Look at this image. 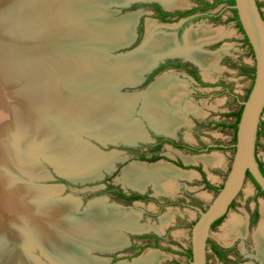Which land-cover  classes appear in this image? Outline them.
I'll return each mask as SVG.
<instances>
[{"label":"rangeland","instance_id":"obj_1","mask_svg":"<svg viewBox=\"0 0 264 264\" xmlns=\"http://www.w3.org/2000/svg\"><path fill=\"white\" fill-rule=\"evenodd\" d=\"M154 1L166 6V3H172L173 1L175 3V1L177 2L178 0H150V2L133 3L131 4V7L123 9L122 12L115 13L114 18L112 19L114 21L127 19L130 16L137 17V22L134 21L137 23V40L132 47L114 52L111 56L121 58L128 51L139 46L144 39L156 34L173 35L175 38V46L179 45L181 49H184L185 35L187 32L192 31V29H199L200 31L201 28L207 29V24H210L209 26L214 25L215 29L223 28L227 31L230 30L231 35H229L228 38H225V40L212 47L214 53L221 52L223 45L225 44H230L232 48L229 55L226 56L224 60L225 64L228 65L230 72H225L221 75L228 82L227 86L229 89L227 86L220 90H206L205 87H203L204 90L202 89L199 91V86L197 85V87L192 86L190 88L187 79L188 76L183 71H169L159 76L161 80H165L166 78L168 82L174 83L178 86L177 92L180 93L181 97L180 108L177 110L176 108L166 107V111H168V114L171 113L173 115V112L176 110L178 116H185L189 120L188 125L186 124L182 127H178L176 130L180 131L178 133L179 137L184 141L187 140V142L196 145L201 144L202 146L203 144H214L225 147L230 143V137L232 135L230 130H225L217 124L223 123L224 121L230 122L228 118L224 119L225 115H231L232 111L238 110L237 99L234 98L235 95L240 102L246 101V97L254 80L252 76H248L244 71L250 67L254 69V55L248 47L242 44L244 41V35L239 28L234 25L235 23L232 18L233 13L226 8V5L217 6L213 10L215 14L220 15L219 18L213 19L214 22L207 18H202V16H200L201 14H199V17L183 27V32L180 33L178 31L180 23L172 22L164 25L158 23L151 15V11L146 7L141 6V4L150 5L149 3ZM182 1L185 2V6L176 8V12L179 10H188L195 6V0ZM66 2L67 0H0V83L6 86L9 85L6 83L7 80L5 78L6 74L9 72L12 77L14 75L12 84L15 88L19 89L24 85V81H26L24 79L25 76H21V84L17 82L19 81L18 79H20L19 73L21 72L20 74L22 75V72L29 69L32 70L34 67L44 64L41 66V70L34 69V74L27 77L29 83L33 82L37 84L38 88H40V91H38L39 96L37 95V97L44 98L48 103L47 105L41 104V106L38 104V106L34 108L33 112L35 113L33 114H35V117H33V122L37 120L36 113H38L37 116L40 114L39 112H36L37 109H41L42 116L50 122H53V116H56L54 118L58 119V121L64 120L68 123H75L77 121L82 123L83 121L81 117H77L80 115L78 114L79 110L77 107L81 103H76L75 98L72 99L71 96H64L65 91L72 94L73 92L68 88L69 86L60 82L58 78L60 72L59 65L57 64L58 56L56 55L55 49L58 47V49H61L62 53L66 56L71 54L65 51L66 49L64 48V45L56 46L53 41L57 39L56 35L61 34L65 37L74 35L73 32L67 33L64 31L66 27L65 24L68 27L80 26L74 15L70 14V18L65 16ZM92 7H96V4H93ZM119 9L120 8L114 6L111 7V10L115 11ZM169 11H174V9ZM141 27H143V30ZM232 30L235 32L233 37ZM178 33L182 36V38H179L180 41L177 39ZM46 35L48 36L43 40L47 41L48 44L50 43V49L46 42L42 43L41 41V37ZM55 46L56 48H52ZM179 57L183 58V56ZM12 63L20 65L18 67L13 66L12 70L7 71L6 74L3 73L4 70H2V68L8 67ZM46 65L47 67L45 68ZM36 71H38V74ZM148 74L149 73L144 74V79ZM2 75L4 76L3 79L1 78ZM66 78L67 77L63 78V80ZM94 82L95 81L82 82L85 83L82 85L74 84L75 87L73 90L83 95H92L98 92L92 90ZM151 87L152 85L148 87V85L145 84H140L136 87L124 86L119 92L124 95L123 97H127L128 99H133L137 96L143 99L145 95H141L150 91ZM50 91L58 92L59 96L56 97L55 95H51ZM104 94L107 95V92ZM0 95L3 96V94ZM32 101L36 102L37 100ZM210 101H213V105L210 115L207 117L204 111L207 112L206 107L210 106L207 105ZM62 103L65 104L63 106H66V108L60 105ZM138 104L139 105H137L134 110L133 116L127 120V123L138 124L141 131L145 133L143 140L140 139L136 141V143L119 140L113 145L107 144V146H103L96 140L98 139L97 134H91L90 132L83 130L82 125L81 127L80 125L75 124V126L72 127L76 130L75 134L63 130L70 138H75L80 142L81 145L83 144L90 149L95 148V151L100 152L104 156L111 155V158H113V162L110 166H96L92 171V174L89 175V178L85 180L79 179L77 180L78 182H74L62 174H59L57 172L58 170L56 171L53 165L42 157L45 156L49 159V156L47 155V157L45 155L40 142H38L37 146L33 147V149L24 144L30 128L27 127L30 115L21 112L18 115V120L15 119L16 123L13 124V119L3 116V109H0V181L2 185L4 184V192H7L9 195L13 192L16 194L18 193V190L21 191L23 189H50L53 192V194H51V200L53 202L61 203L66 200L75 202L77 204V214L79 216L82 215V217L87 216L91 211L92 206L97 205L101 207V209L103 208L102 210L104 211L116 210L126 215L133 213L139 214L140 225L153 226V228L149 229L148 227L139 233L122 231L121 233L128 239L127 245L114 252H101L99 249L93 250L89 255L92 260H94L93 262L98 263V261L100 262L103 260L102 264H132L138 257L141 259L150 251L155 250L147 248L142 254H136L135 252V243L141 242L138 237L152 232L160 235V247H157L156 251L162 253L164 258L159 264H190L187 252L191 250V232L193 225L199 216L197 209H207L223 188L231 169L235 145L231 151V156L227 159V167L229 170L228 168H225L224 171L219 165H216V162H214L215 165L212 163L213 157L211 156L213 155L212 152H216L218 153L217 156L219 160H224V153L227 150L186 154L185 152L177 151L166 145L162 151L163 155L178 160L179 162H181L180 159L183 160L184 166L181 167L183 170L175 168L176 171L192 173L193 176L190 178H177L174 184V192L172 193H156L155 188L153 187L154 185H150L151 183L142 191L136 190L124 182V172L130 167V165L135 164L133 162L141 161L138 158L140 155H151L150 152L147 151V146L151 142H154V137L152 135L154 132L158 131L153 129L151 121L142 116V100ZM190 104H193L192 112H188L187 109L189 107V110H191ZM80 106L83 107V104ZM169 109H171L172 112H170ZM44 112H50L49 116L44 115ZM176 118L178 117H175V119ZM40 121L42 122V117ZM65 122L63 124H65ZM53 125L57 128L55 122ZM67 127L69 126L67 125ZM79 129L80 131L77 132ZM63 131L61 132L63 133ZM170 135H174V131L173 134ZM131 147L137 150H133ZM209 155L211 156L209 157ZM257 155L264 165V138L262 136L260 138ZM198 156H203L199 158L202 160L204 157H207V159L204 160L206 164L201 161L198 162L196 159H192L197 158ZM185 159H188L189 162ZM16 160H18L19 163H16ZM161 162L166 163L168 161L164 162L161 160ZM209 162L211 164H209ZM28 164L35 166L36 169L27 173L28 171L25 166ZM166 164H171L170 166L172 167H180L171 162ZM194 167H199L205 172L208 181L214 186V189H208L206 187V184L203 181V176L199 171L195 170ZM108 187L124 191L128 195L134 193L149 195L150 201L134 203L121 202L116 200L111 192H108L110 189ZM160 203H164L162 206H165L166 208L162 207L159 209ZM31 207L38 209L42 208L40 206L33 207L32 205ZM256 207L260 211L259 219L252 226H248V221ZM232 217L241 219L246 226V236L240 237L230 244L231 247L241 253L240 258L238 260H232L230 263H220L213 258H211V261L214 260L213 264H261L257 259L258 244L255 242L256 239L254 234L257 232L260 222L264 218V196L258 195V190L250 178L246 180L244 188L235 200L229 214L212 230L210 238L212 243L218 245L225 244L223 241H220L219 237L223 232L225 224ZM131 243H133V250L129 249ZM19 249H23L21 258H23V262H25L24 264H60L58 262H51L50 259L44 255L43 248L40 245H33L32 247L24 245ZM27 251H29V253ZM113 258L115 259L113 260Z\"/></svg>","mask_w":264,"mask_h":264},{"label":"bare ground","instance_id":"obj_2","mask_svg":"<svg viewBox=\"0 0 264 264\" xmlns=\"http://www.w3.org/2000/svg\"><path fill=\"white\" fill-rule=\"evenodd\" d=\"M87 1H90L91 5H97L109 0H78L77 2L84 3ZM165 5L163 6L165 9L168 8L167 10H175L185 6L182 0L175 1V3L174 1L166 3ZM65 11V16L69 17L71 14L70 10L65 9ZM88 11L92 12L90 14L91 17L105 16L106 18L107 16L105 10L100 11L97 7H92ZM134 18V16H130L117 24L107 21L96 22L94 28L85 30V33L81 32V35L93 33L94 35L89 39L93 43L101 41L106 43L104 44L106 46L113 44L112 47H114V43H123L126 40H130ZM65 26L64 31L69 28L66 24ZM68 30L72 32L71 29ZM47 36L41 37L42 43L46 42L43 39ZM82 39L80 38V40ZM48 46L50 49V43ZM52 48H56V46ZM55 52L58 56L57 64L60 72L58 78L60 82L69 86L68 88L73 92L72 94L65 91L64 96H71L72 99L75 98L76 103L83 104V107L80 106L81 104L77 107L79 110L78 114H80L77 117L82 118V123H79V121L68 123L63 120L69 127H74L75 124L82 125L83 129H88L98 136H102V138H107V140L108 138L113 140L120 138L128 142L143 140L145 133L141 131L140 126L135 123H127V120L133 116L134 110L141 100L143 103L142 116L151 121L155 131H165L171 134L176 127L183 125L185 118L181 120L175 119L178 116L176 110L173 115L171 113L168 114V111H166V107L179 109L180 106V93L177 92L178 86L174 83L165 81V87L156 84L146 94L141 95H145L143 99L138 96L128 99L117 94L115 90L111 91V89H115L122 84L137 83L141 80L143 73L150 70L151 66L161 58L166 56H184L186 52L179 45L175 46L173 35L156 34L146 38L141 51L127 59L106 60L105 56L98 54L85 57L78 55H74V57H72L73 55L66 56L58 47ZM188 54L193 57L191 52ZM102 59H105L103 60L104 62L98 64L97 62L99 60L102 61ZM19 65L12 63L8 67L2 68L4 70L3 73L6 74L7 71L12 70L13 66L18 67ZM43 65L40 64L34 69L41 70ZM34 69L24 71L22 75L20 74L21 72L19 73L20 79L17 82L21 84V76H25L24 79L26 80L24 85L22 82L23 86L19 89L12 84L14 75L12 77L9 72L5 76L6 83L9 85L6 86L0 83V94H3V96L0 95V109H3L4 112L2 115L13 119V124L16 123L15 119L18 120V115L21 112L30 115L27 126L30 128L24 144L33 149L40 142L45 155L49 156L47 157L53 161L57 170L73 181L89 178L96 166H110L113 162L111 155L104 156L100 152L95 151V148L90 149L83 144L81 145L80 142L75 138H70L64 131L62 133L59 131L60 129L54 127V121L50 122L42 116L41 109L36 110L40 114L37 116L38 113H36L38 121L33 122V117H35V114H33L35 113L33 112L34 108L38 104L40 106L41 104H48L44 98L37 97L38 91H40L37 84L29 83L27 80L29 75L34 74ZM36 72L38 74V71ZM65 77L67 78L63 80ZM1 78L3 79L4 76L2 75ZM96 80L97 82L101 80L104 85L110 87V90H101L89 96L73 90L74 84L82 85L85 84L82 82ZM105 92H107V95L104 94ZM50 94L56 97L59 96V93L54 91H50ZM32 100L37 101L33 102ZM60 105L63 106L65 104L62 103ZM63 107L66 108V106ZM169 111L172 112L171 109ZM49 113L44 112V115L49 116ZM41 117L42 122L40 121ZM15 162L19 163L18 160ZM25 168L28 171L27 173L36 169L35 166L29 164ZM192 176V173L176 171L172 166L163 162L151 165L135 163L130 165L124 172V182L136 190H144L151 183L154 185L156 193H172L174 192V184L177 178H190ZM3 185L0 181V264H24L25 262L21 258L24 248L19 249L24 245H28V247L40 245L43 251L48 254V257L64 263L102 264L103 260L98 261V263L93 262L94 260L92 259L90 260L87 252L93 249L113 251L121 248L123 246L121 244L122 237L126 238L121 233L122 231L139 233L144 230L138 225L139 214L126 215L116 210L104 211L102 210L103 208L101 209V207L95 205L92 206L87 216L82 217L77 214V204L75 202L67 200L61 203L53 202L51 200L53 192L50 189H23L21 191L18 190L16 194L13 192L9 195L4 192ZM31 205L42 208H32ZM254 235L255 242L258 244L257 259L261 264H264V218ZM244 236H246L244 222L239 218L232 217L225 224L219 239L225 244H231L236 239ZM27 252L29 253V251ZM159 260L160 253L152 252L146 260L137 259L132 264H157Z\"/></svg>","mask_w":264,"mask_h":264},{"label":"water","instance_id":"obj_3","mask_svg":"<svg viewBox=\"0 0 264 264\" xmlns=\"http://www.w3.org/2000/svg\"><path fill=\"white\" fill-rule=\"evenodd\" d=\"M78 0H67L65 7L66 9L70 10L71 14L75 15L76 20L79 22L77 27L71 26L68 29H71L74 35L71 36H62L56 35L57 39L53 41V43L57 46L64 45V49L67 53L71 55H78V56H92V55H100L105 56L107 59L119 60V59H127L129 57H133L139 51H141L142 47L144 46L145 40L144 39L139 46L134 47L132 50L128 51L124 54L121 58L111 56L112 53L125 50L132 47L136 40H137V33H136V24L137 17L134 18V26L131 30L130 40H126L123 43H114V47L106 46L101 41L92 42L89 40L92 34L86 33V35H81V32L85 33V30H89L94 28L96 22H111V23H120L123 20H112L114 18L115 13L122 12L123 9H127L131 7L133 3L139 2H150V0H109L103 1L96 5L98 10H105L107 16H93L91 17V13L88 11L93 4H90V1L84 3H78ZM235 5L233 9L237 11L239 21L241 23L243 32L246 38L249 41V44L254 53V60H255V77L254 82L252 85V89L246 101L242 103L243 111L241 114L240 121L238 123L237 133H236V144H235V152L234 157L231 165V169L228 173L226 181L224 183L223 188L220 190L216 198L210 204L207 209H197L199 216L193 225L192 232H191V252H192V260L190 264H208V245L209 240L211 238V232L213 230V224L221 218H225L231 209L232 204L235 202L237 197L239 196L240 192L243 190L246 180L248 179V173L251 174L253 180L255 181V185H258L260 189L264 192V174L260 168V162L257 156V143H258V133L260 130L261 123L264 117V18L262 16L261 10L258 6V0H234ZM163 5V4H162ZM120 8L119 10H111V7ZM167 10V9H166ZM104 18V19H103ZM84 23V24H83ZM86 25V26H84ZM66 30L69 33V30ZM75 29V30H74ZM78 31V32H77ZM80 31V32H79ZM60 32V31H58ZM65 32V33H66ZM70 32V33H72ZM76 32V33H75ZM57 33V32H56ZM83 38L85 40H80ZM47 43V41H46ZM102 59L99 60L97 63L104 62ZM155 65V64H154ZM147 70L143 73L142 78L135 84H122L119 87H116L115 92L119 95L120 89L124 86H131L136 87L143 83L144 74L149 73ZM100 84V85H97ZM92 86V85H89ZM93 91H100L106 90L109 91L110 87L104 85L101 80L94 82L92 87ZM124 96V95H122ZM127 96V95H125ZM129 96V95H128ZM52 117V116H51ZM53 121L56 124V129H60L61 131L66 130L65 132H69L71 134H75L76 130L72 127H67L66 124H63V121H58V119L53 118ZM82 127V126H81ZM83 129V128H82ZM59 130V131H60ZM87 132L92 134H96L91 132L88 129H83ZM80 129L77 131L79 132ZM98 136V135H97ZM101 145L107 146V144H115L116 141H124L123 139H115L112 140L110 138H102V136H98L96 139ZM128 142V141H127ZM136 143V142H135ZM43 155V154H42ZM41 155V156H42ZM46 159V161L50 162L55 170L57 171L54 163L47 159L45 156H42ZM163 161V160H162ZM161 162H145V161H137L133 163H146V164H155ZM165 162V161H164ZM167 163V162H166ZM171 165V164H170ZM173 165V164H172ZM183 170L181 167L174 166L173 167ZM59 174L61 172L57 171ZM63 176L67 177L66 175L62 174ZM68 178V177H67ZM70 179V178H68ZM72 180V179H70ZM73 181V180H72ZM75 182V181H74ZM152 185V184H150ZM142 191V190H141ZM142 194V193H139ZM143 195V194H142ZM82 216V215H80ZM121 248L115 249L113 251H102L101 252H114ZM94 250V249H93ZM90 250L87 252V256L93 251ZM44 255L50 259L53 263H60V264H71V263H64L59 260H52L48 257V254L43 251ZM90 260L92 259L89 256ZM139 259V257L137 258Z\"/></svg>","mask_w":264,"mask_h":264},{"label":"flooded vegetation","instance_id":"obj_4","mask_svg":"<svg viewBox=\"0 0 264 264\" xmlns=\"http://www.w3.org/2000/svg\"><path fill=\"white\" fill-rule=\"evenodd\" d=\"M217 1H220V0H214L213 4H215ZM263 2H264V0H262V1L258 0V6H259L261 13H262V16L264 18V9H263L264 3ZM149 4L150 5L141 4V6L149 9L151 11V15L154 17V19L158 23H161L163 25L164 24H170L172 22L173 23H180V27L178 28V31L180 33H182L183 27H185L187 24H189L190 22H192L193 20H195L199 17V16H197V17L194 16L195 13L198 11V9L202 8V12H205V9L208 6V4H210V1L209 0H195V6L193 8H190L188 10H183V11L179 10L178 12H176L177 10H174V11L166 10L162 4H160L159 2H156V1L151 2ZM184 13H189V14H187V16H184V17L179 16L180 14H184ZM200 16H205V14L200 15ZM141 26H143V25H141ZM141 28L143 30V27H141ZM179 38H182V36H180L178 33L177 34L178 41H180ZM164 58L159 59L155 63V65H152L153 66L152 70L149 71L148 76L145 78V80L143 81L142 84L148 85V87L152 85V87H153L156 84H158V80L160 79L159 76L163 75L164 73L169 72V71H183V72H185L188 76L187 79L189 81L190 88L192 87V82L189 79V77L191 79H193L197 83V85H199L201 87H203L206 84L202 78V75L199 72V67L194 62H191V60H187V58H184V57H183L184 58L183 59L182 57H179V56H166ZM251 69H252L251 67L248 68L246 71H244V73L249 75V73L251 72ZM261 125H262V130H261V135L258 137V143H257L258 147L260 144L261 136L264 138V121H262ZM262 131H263V133H262ZM160 132H154L153 133L152 136L154 137V142H151L147 146L148 147L147 151L150 152L151 155H140V157H138V158L141 161L151 162V160L157 159L156 161H160V160L168 161L167 163L171 162V163H175L176 165H178L180 167H183L184 164H183L182 159H180L181 162H179L178 160H174L173 158L162 154V151L166 145L172 147L173 149H175L177 151L185 152L186 154L204 153L207 151L208 145L203 144L201 146V144L196 145V144H192V143L187 142V140H185V141L182 140L178 134L180 131H175L174 135H169L167 132H162V131H160ZM258 147H257V153H258ZM131 149L137 150V149L132 148V147H131ZM258 160H259V158H258ZM156 161H154V162H156ZM259 162L262 163L260 160H259ZM197 168H199V167H197ZM199 169H201V168H199ZM201 171L205 174V172L202 169H201ZM205 177H206V175H205ZM203 181H204V177H203ZM108 188H110L108 190V192H111L112 196L116 200L121 201V202L134 203V202H140V201H150L149 195H142L139 193H134V194L128 195L124 191L115 189L113 187H108ZM119 193L124 194L125 197H131L133 195L146 196L148 198V200L147 199H144V200H128L127 198L121 197L119 195ZM258 195H259V192H258ZM151 200H153V199H151ZM234 203L232 204L231 208L233 207ZM162 204H164V203H160L159 209H161L162 207L166 208L165 206H162ZM169 205H170V203H169ZM259 215H260V211L256 207L252 216L250 217V219L248 221V226H252L253 224H255L257 222V220L259 219ZM138 225L144 229H147L148 227H149V229L153 228L152 225H147V226L146 225H140L139 219H138ZM138 239L141 240V242L135 243L136 254L137 253L142 254V252L145 251L147 248L157 249V247H160V235L158 233L156 234V233L149 232V233L141 235L140 237H138ZM129 249L133 250V243H131ZM240 255H241V253L238 250H236L235 248L231 247L230 244L218 245L216 243H212L211 239L209 240L208 264H213L214 260H216L217 262H220V263H230L232 260L233 261L238 260L240 258ZM127 256H128V254H127ZM116 257L118 258L117 255H116ZM211 258H213L214 260L211 261ZM114 259L115 258H113V260Z\"/></svg>","mask_w":264,"mask_h":264},{"label":"crops","instance_id":"obj_5","mask_svg":"<svg viewBox=\"0 0 264 264\" xmlns=\"http://www.w3.org/2000/svg\"><path fill=\"white\" fill-rule=\"evenodd\" d=\"M184 5H185V2H184ZM208 5H210L211 7H209V8L206 7L205 12H202V8H199L194 16L197 17V16H199V14H201V15L205 14V16H202V18H207L210 21H213V19H217L220 16L218 14H215V12L213 10L217 6L226 5V8H228L233 13V17L232 18H233V21L235 23L234 25L236 27H238L239 30L241 31L240 25H239L238 21L235 18V15H234L233 6H230L229 3H227V2H222V3H219V4L215 5V4H213V1H210V4H208ZM209 25L210 24H207V29L206 28H201L200 31H199V29H192V31L187 32V34L185 35V48H184V51L186 52V54L183 57L187 58V60H191V62H194L199 67V72L202 75V78H203L204 82L208 83V84H205L203 86V87H205L206 90H213V89H215V90L219 89L220 90L222 88H226V86L228 85V82L221 75L224 74L225 72H227V73L230 72V70L228 68V65L225 64L224 60H225L226 56L229 55V52L231 51L232 48H231L230 44H225V45H223V49H222L221 52L214 53L213 52L214 50H212V47L217 45L221 41L225 40V38H228V36L231 35V31L230 30L227 31V30H225L223 28H216L215 29L214 25L213 26H209ZM234 30H232V37L234 36V33H235ZM243 35H244V41H243L242 44L250 49V47L245 43L246 36H245L244 33H243ZM206 49H208V50H206ZM189 52H191V55L194 58L189 56V54H188ZM192 52H195V53H192ZM254 69H255V67H254ZM189 79L191 80L193 87L194 86L195 87L199 86V85H197V83L193 79H191L190 77H189ZM165 81H167L166 78H165V80L159 79L158 84H160V86H162V87L163 86L165 87V85H164ZM203 87L199 86L198 90L201 91L203 89ZM228 89H229V87H228ZM234 98L237 99L238 110L232 111L231 115H225L224 119L228 118L230 120V122L229 121L228 122L224 121L223 123L217 124L218 126L224 128L225 130H230V133L232 135L230 137L231 138L230 143L227 146H225V147H223L222 145L207 144L208 145V148H207L208 150L205 152V153H208V152H212V151H224V150H227L224 153V156H225L224 160L223 159L219 160V158L217 156L218 153H216V152H212L213 153L212 156L209 155V157L210 156L213 157L212 163L214 164V162H216V165L217 166L219 165V167L222 168L223 171L225 170V168H228L227 167V163H228L227 159L231 156V151L233 150L234 145H235V142H234V138H235L234 127H235V124L237 122V114L239 113V111H240V109L242 107V103H243V102H240V100L238 99V97L236 95L234 96ZM180 102H179V105H180ZM207 105H210V106L206 107L207 112L204 111V113L208 117L210 115L211 110H212L213 101H210V103L207 104ZM190 106H191L190 107L191 110H189V107H188L187 108L188 112H192L193 111L192 110L193 104H190ZM177 110H179V109H177ZM177 117L180 120L185 118V121H184L185 124L183 123L182 126H184L186 124L188 125L189 120L185 116H183V117L182 116H177ZM182 126H178V127H182ZM178 127H176V129L174 130V134H175V131L178 129ZM162 132H165V131H162ZM171 134H173V132ZM169 135H170V133H169ZM232 142H233V144H232ZM200 157H203V156H198L197 158H192V159H196V160H198V162L201 161L203 163L205 158H207V157H204L203 160H202V159H199ZM185 160L187 161L188 159H185ZM209 164H211V163L209 162ZM195 168H197V167H194V169ZM228 170H229V168H228ZM206 179H207V177H206ZM207 181H208V179H207ZM210 185L212 186L211 183H210ZM212 187H214V186H212ZM127 243H128V240L126 238L124 239L122 237V243L121 244H123V246L121 248H123L125 245H127ZM152 252H157L158 253V251H156V249H155L153 251H150L146 255L147 257L144 256L140 260H146L148 258V256ZM163 258H164V255L162 253H160V260H159V262H157V264H159L160 261H162Z\"/></svg>","mask_w":264,"mask_h":264},{"label":"trees","instance_id":"obj_6","mask_svg":"<svg viewBox=\"0 0 264 264\" xmlns=\"http://www.w3.org/2000/svg\"><path fill=\"white\" fill-rule=\"evenodd\" d=\"M222 2H227V3H229L230 6H234V5H235V1H234V0H220V1H217V2L215 3V5H216V4H219V3H222ZM207 7L209 8V7H211V6L208 5ZM233 11H234V14H235V18H236V20L238 21V23H239V25H240V29H241V31L243 32V29H242L241 23H240V21H239V17H238L237 11H236L235 9H233ZM187 14H189V13L180 14L179 16H180V17H184V16H187ZM243 33H244V32H243ZM245 43L250 47V51H251V53L254 55L253 50H252V48H251V46H250L249 41H248L247 38L245 39ZM249 75L252 76V77H253V80H254V77H255V76H254V75H255V69H251V72L249 73ZM251 89H252V87H251ZM251 89L249 90V93H248V95H247V97H246V100H247V98H248V96H249V94H250ZM242 111H243V106L241 107L239 113L237 114V122H236L235 127H234V130H235V138H234V142H235V144H236V133H237V128H238V123H239V121H240ZM261 130H262V125L260 126V130H259V133H258V137L261 135ZM257 147H258V144H257ZM207 150H208V149H207ZM156 160H157V159H153V160H151V162H154V161H156ZM260 168H261V171H262L263 174H264V165H263L262 163H260ZM195 169H196L197 171H199V172L203 175V177H204V182H205V184H206V187H207L208 189H214V187H212V186L210 185V183L207 181V179H206V177H205V174L201 171V169H199V168H195ZM248 178H250V179L255 183V181L253 180V178H252V176H251L250 173H248ZM256 187H257V189H258L259 196H264V192L260 189V187H259L258 185H256ZM119 195H120L121 197H123V198H127L128 200H144V199H147V200H148V198H147L146 196L133 195V196H131V197H125V195L122 194V193H119ZM223 219H224V218H221V219H219L218 221H216V222L213 224V227H212V228H213V229L216 228V227L222 222ZM187 253H188L189 261L191 262V260H192V252H191V250L188 251Z\"/></svg>","mask_w":264,"mask_h":264},{"label":"built area","instance_id":"obj_7","mask_svg":"<svg viewBox=\"0 0 264 264\" xmlns=\"http://www.w3.org/2000/svg\"><path fill=\"white\" fill-rule=\"evenodd\" d=\"M197 220V219H196Z\"/></svg>","mask_w":264,"mask_h":264}]
</instances>
